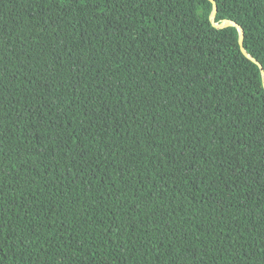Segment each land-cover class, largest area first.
<instances>
[{
  "label": "trees",
  "instance_id": "obj_1",
  "mask_svg": "<svg viewBox=\"0 0 264 264\" xmlns=\"http://www.w3.org/2000/svg\"><path fill=\"white\" fill-rule=\"evenodd\" d=\"M264 67V0H215ZM211 0H0V264H264V77Z\"/></svg>",
  "mask_w": 264,
  "mask_h": 264
},
{
  "label": "water",
  "instance_id": "obj_2",
  "mask_svg": "<svg viewBox=\"0 0 264 264\" xmlns=\"http://www.w3.org/2000/svg\"><path fill=\"white\" fill-rule=\"evenodd\" d=\"M211 1H213V3H214V11H213V14H212V21H213L214 25L215 26H218V27H225V26H228V25H236L238 27V29L240 31V44H241V48H242L243 52L248 57H250L252 60H254L255 62H257L260 65V67L262 69L263 77H264V67H263V65L256 58H254L249 52H247V50L244 47L245 31H244L243 27L240 26L239 24H237L236 22L232 21V20H224L221 23H217L216 20H215V18H216L218 6L215 3V0H211Z\"/></svg>",
  "mask_w": 264,
  "mask_h": 264
}]
</instances>
